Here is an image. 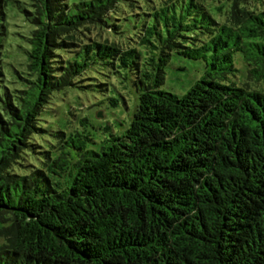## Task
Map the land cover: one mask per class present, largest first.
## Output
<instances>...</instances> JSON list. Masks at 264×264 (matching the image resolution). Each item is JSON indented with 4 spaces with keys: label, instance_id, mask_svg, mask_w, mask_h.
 Returning <instances> with one entry per match:
<instances>
[{
    "label": "trees",
    "instance_id": "16d2710c",
    "mask_svg": "<svg viewBox=\"0 0 264 264\" xmlns=\"http://www.w3.org/2000/svg\"><path fill=\"white\" fill-rule=\"evenodd\" d=\"M69 88L127 113L51 125ZM0 264H264V0H0Z\"/></svg>",
    "mask_w": 264,
    "mask_h": 264
},
{
    "label": "rangeland",
    "instance_id": "374dc122",
    "mask_svg": "<svg viewBox=\"0 0 264 264\" xmlns=\"http://www.w3.org/2000/svg\"><path fill=\"white\" fill-rule=\"evenodd\" d=\"M25 1V0H21ZM70 2L78 0H69ZM16 7H9V16L12 24V29L19 30V32H26L29 28L24 21L23 16L19 13ZM16 42L8 46V52L6 61L13 63L18 69H25V57L20 52V48L16 46ZM204 65L203 62L182 57L179 55H174L170 64L167 67V79L165 83V88L177 92L184 93L190 85H192L196 79L203 73ZM247 78L243 74V69L238 73L237 81H245ZM110 84V90L113 91L114 87H119L116 77L108 78ZM188 86V87H187ZM115 93V92H114ZM100 94V93H99ZM117 94V92H116ZM119 95V94H117ZM104 97L90 93L89 91L80 88H69L64 91L61 96H58V106L56 111H50L47 116L50 118L51 125H56L57 123L67 119L69 115V110L74 108L78 115H88L90 118V128L93 126L101 129V127L107 122H117V117L127 113L124 111V105H120L119 108L113 107L108 100H104L102 104H98L99 100H103ZM101 105V108H100ZM124 111V112H123ZM93 130V129H92Z\"/></svg>",
    "mask_w": 264,
    "mask_h": 264
}]
</instances>
